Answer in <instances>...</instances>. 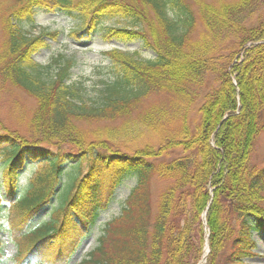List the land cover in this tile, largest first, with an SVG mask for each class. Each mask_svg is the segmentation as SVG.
Wrapping results in <instances>:
<instances>
[{"label": "trees", "instance_id": "obj_1", "mask_svg": "<svg viewBox=\"0 0 264 264\" xmlns=\"http://www.w3.org/2000/svg\"><path fill=\"white\" fill-rule=\"evenodd\" d=\"M16 1L19 5L4 21L0 77L37 103L25 136L12 129L0 132V228L4 204L17 194L13 205L20 227L51 207L48 221L16 238L28 243L20 260L68 264L129 175L136 184L119 216L105 225L96 248L78 264H199L204 227L209 233L207 263L213 264L228 245L225 264H247L256 257L253 235L264 232V167L249 164L264 132V0H193L204 27L198 40L190 36L195 18L183 0ZM168 7L179 20L170 17ZM38 11L80 18L73 32L80 40L106 19L130 20L135 28L102 29L101 38L139 41L154 57L141 61L119 50L105 52L118 67L117 79L102 105H86L79 90L67 84L71 59L58 55L52 61L57 66L53 79L40 78L51 67L31 58L43 47L42 36L20 27L33 24ZM210 76L215 85L202 96L192 126L189 113ZM129 87L131 96L111 93ZM151 92L172 97L166 106L141 113L133 125L89 131L78 125L127 117ZM144 133L158 143H144ZM51 146H69L73 152L43 149ZM174 150L181 155L172 156ZM83 160L87 165L81 173L75 169ZM31 163L38 164L37 170L21 191L20 178ZM157 177L169 182L155 212L149 189ZM3 250L0 239V260Z\"/></svg>", "mask_w": 264, "mask_h": 264}, {"label": "rangeland", "instance_id": "obj_2", "mask_svg": "<svg viewBox=\"0 0 264 264\" xmlns=\"http://www.w3.org/2000/svg\"><path fill=\"white\" fill-rule=\"evenodd\" d=\"M210 3H217L216 0H205ZM184 4L191 6L194 14V30L191 31V38L198 40L200 38L201 32L204 31V27L201 25L199 17L196 15V6L193 0H183ZM16 0H0V50L3 49L6 43V34L4 30V21L9 15L10 11L18 6ZM168 12L170 17L179 20V14L175 12H170V7H168ZM52 17H58L59 20L52 19ZM80 26V18L76 16L66 14V13H48L45 11H38L35 15L33 24L22 23L21 29L34 36L41 34L42 38L40 41L43 47L39 49L34 55H32L33 61L40 65L41 67L51 66L48 70L41 72L40 78L45 82H49L53 79L57 66L52 63L53 59L58 55H63L67 59H71L73 64L70 69L68 83L74 85L75 88L79 90L81 96V101L89 106L102 105L106 98L110 96L108 88L111 89L114 86L115 80L117 79L118 67L110 61L104 53L110 50H120L126 54H130L137 60L145 61L152 59L154 57L153 52L145 47L139 41H132L123 43L121 46L120 42L117 40L106 41L101 38V30L107 28H135L133 22L122 18L106 19L100 25L97 31L91 34V36L83 37L81 40L77 39V36H73V32ZM181 26V25H179ZM180 29H182L180 27ZM212 76L207 77L206 86L200 89V93L195 100V105L192 106V110L189 115V124L194 126L196 119L199 118L197 114V109L202 104V96L208 92L211 86L215 83L212 80ZM113 83V84H112ZM113 95H129L131 96V88L129 87L127 91H118L116 93L111 92ZM172 97V94L167 93H157L151 92L147 97L142 98L140 102L135 107L131 115L127 117H120L115 122H95L87 123L86 121L78 122V125L85 130H94L101 128L102 126H114L118 129L122 124L133 125L135 123L136 117L141 113L146 112L148 109L155 107L157 105H167L168 101ZM36 100L27 94L22 89L13 86L6 79L0 77V132L3 129L15 130L21 136L26 134L27 122L31 119L34 110L36 109ZM25 136V135H24ZM143 141L151 142L152 144H157L158 139L144 133ZM138 145L137 143H134ZM139 145H142L139 143ZM6 149L5 146H1V149ZM43 149H48L53 153H71L72 148L69 146H63L59 150L55 146L46 147ZM181 152L179 150H174L172 156H180ZM4 156V152L0 151V174H2L3 167H1V162ZM86 161L83 160L82 165L76 168V171L81 173L86 171ZM255 167H264V132L258 136L255 146L251 153L250 164ZM38 164L31 163L27 166L22 173L20 184L21 191H24L28 185V181H32V175L36 172ZM68 167V174L72 168ZM70 168V169H69ZM64 171V170H63ZM75 173V171H73ZM64 177V179H63ZM66 180V175L61 176V194L63 193L62 183ZM167 180H162L154 178L151 180L149 192L152 196L153 210L156 212L158 200L160 194L168 186ZM136 184V178L132 175L126 177L121 186L117 189L114 200L109 205L106 211L101 212L97 220L96 225L91 229L89 235L82 240L77 251L72 256L68 264H78L82 260L86 259L90 252H92L98 243V239L102 235L105 225L109 223L114 218L118 217L123 204L128 197L130 191L134 188ZM56 189L55 197L60 199L57 194ZM22 193V192H21ZM19 194L16 196V198ZM55 203V202H53ZM53 205V204H52ZM51 207L43 209L34 218L30 217L26 220L24 226H18L16 222L19 218L18 210L13 204H6L4 206L3 214V226L0 229V238L7 243L5 246L4 258L0 261V264H36L35 261H21L20 252L23 250L22 247L28 246L25 244L27 241H20L16 238H21L23 234L27 233L30 229L39 227L43 222L48 221L49 212ZM15 220V221H14ZM238 223L236 221L233 223L235 229ZM23 229L26 231L22 232ZM204 227V231H206ZM12 236V241H11ZM253 240L256 243V250L254 253L256 257H253L245 262L247 264H264V232H256L253 235ZM25 244V245H24ZM229 246V245H228ZM226 247L224 250L218 252L217 257L214 258L213 264H225L226 258L229 255L230 246ZM204 264L207 263V261Z\"/></svg>", "mask_w": 264, "mask_h": 264}, {"label": "bare ground", "instance_id": "obj_3", "mask_svg": "<svg viewBox=\"0 0 264 264\" xmlns=\"http://www.w3.org/2000/svg\"><path fill=\"white\" fill-rule=\"evenodd\" d=\"M52 19H55V20H59V18L58 17H52ZM120 42V41H119ZM121 43V42H120ZM123 43H121L120 45L121 46H123L122 45ZM114 50H117V49H114ZM110 51H113V50H110ZM107 52H109V51H107ZM105 54V53H104ZM105 56V55H104ZM1 175V174H0ZM18 200V197L16 198V196L11 200V201H7L4 205H6V204H13V203H15L16 201ZM45 208H48V207H45ZM44 208V209H45ZM204 216H206V212L203 214V216H202V222L204 223V225H206V222H205V217ZM206 253H209V250L207 251V249L205 250V255H206Z\"/></svg>", "mask_w": 264, "mask_h": 264}, {"label": "water", "instance_id": "obj_4", "mask_svg": "<svg viewBox=\"0 0 264 264\" xmlns=\"http://www.w3.org/2000/svg\"><path fill=\"white\" fill-rule=\"evenodd\" d=\"M204 217H205V216H204ZM206 244H207V246L209 245V244H208V241H206ZM205 260H206V257L203 258V263L205 262Z\"/></svg>", "mask_w": 264, "mask_h": 264}]
</instances>
